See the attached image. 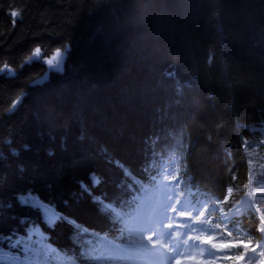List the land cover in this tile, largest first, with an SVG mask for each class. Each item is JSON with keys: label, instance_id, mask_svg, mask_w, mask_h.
Returning a JSON list of instances; mask_svg holds the SVG:
<instances>
[{"label": "trees", "instance_id": "obj_1", "mask_svg": "<svg viewBox=\"0 0 264 264\" xmlns=\"http://www.w3.org/2000/svg\"><path fill=\"white\" fill-rule=\"evenodd\" d=\"M64 46L62 71L26 63ZM5 64L0 264H98L100 241L142 245L129 220L169 167L214 218L252 168L264 182V0H0ZM233 222L243 239L213 226L261 239L252 210Z\"/></svg>", "mask_w": 264, "mask_h": 264}, {"label": "rangeland", "instance_id": "obj_2", "mask_svg": "<svg viewBox=\"0 0 264 264\" xmlns=\"http://www.w3.org/2000/svg\"><path fill=\"white\" fill-rule=\"evenodd\" d=\"M64 62L65 59L61 61V63L57 67L48 66L46 77L49 76L51 72H59L64 69ZM258 186V185H257ZM161 196H160V205L155 204L152 207V211H154L155 215L153 216L154 220L152 219V223H150L148 215L144 214L141 216L140 220H144V223L147 227L146 234L144 238L148 243V251L157 250L162 252L165 249L167 255L170 254V248L167 239L164 237L166 232L174 233V240L172 241L173 244H177L178 247H184L185 249H194L192 258L196 264H206L208 258H205L204 255H201L202 245L197 244V235L200 234L202 230L201 224L197 223L195 219H187L183 215L184 211V204L179 203L177 199L174 197V191L171 189L169 183H166V187H161ZM248 202V203H247ZM250 202L248 197L245 196L243 200L236 205V209L233 211L235 213H241ZM158 206V207H157ZM185 222V226L179 228L178 226L183 225L181 223ZM171 225V227H169ZM151 236L152 240L150 241L148 237ZM155 244L156 247L152 245ZM167 244V245H166ZM117 256L124 258H131L133 260L141 261L143 259V255L139 254L138 250L134 249H126V248H119L117 250Z\"/></svg>", "mask_w": 264, "mask_h": 264}, {"label": "snow or ice", "instance_id": "obj_3", "mask_svg": "<svg viewBox=\"0 0 264 264\" xmlns=\"http://www.w3.org/2000/svg\"><path fill=\"white\" fill-rule=\"evenodd\" d=\"M18 15L19 13L17 11L11 12L12 17H16ZM12 23L14 25L16 21L13 20ZM68 51H70V48L68 46H64L63 48L57 47L54 54L49 57L45 55V52L42 51L41 47H36L34 51H32L31 55L28 57V60L26 61V63H30L31 61L35 59V60H41L43 63H46L47 65L51 67H57L63 59H66ZM2 71H7L8 73H11L12 75L15 74V72L7 64L4 65L3 69H0V72ZM7 143L10 144L11 140L7 141ZM28 147H29L28 145H25L26 150H28ZM49 154L51 155V153ZM12 155H17L15 150H13ZM5 159L6 157L4 153L0 152V161H3ZM251 163L252 162L249 161V164ZM246 187L250 188V190L247 192V197H248V200L253 201L252 210L256 213V216L258 217V220H259L258 231L261 233H264V206H261L254 202L257 197H264V183H260V181L253 179L251 177V172H250L249 185H246ZM227 191L230 194L232 192V189L229 188ZM16 200L19 204L21 205L24 204V201L20 200L19 196H16ZM227 200H228V197H226V201ZM20 223H25V220L21 219ZM169 227H171V225H169ZM215 227L217 229L220 228L218 224ZM224 236L232 237L233 233L227 230L223 231L219 236L216 235L215 233H210L209 235L203 237V243L210 245L215 250L239 248V249H243L244 251L240 252L236 256L215 257L213 259L208 260L207 264H215L216 260H219V259L231 260L233 261V264H241V262L245 260L249 251L251 253H257V251L260 249L259 243H256L255 245H253V242L251 239L247 241L239 240V239H222L221 237H224ZM4 238L8 240L9 245L13 241H17L20 239L19 237H16L14 233ZM148 239L151 241L152 237L149 236ZM152 246L156 247L155 244H153ZM17 247H19V245H17ZM173 251L175 252V249ZM201 255H203L202 250H201ZM258 255L259 257H261V259L258 261V264H264V251H259ZM177 264H180V262L177 261Z\"/></svg>", "mask_w": 264, "mask_h": 264}, {"label": "bare ground", "instance_id": "obj_4", "mask_svg": "<svg viewBox=\"0 0 264 264\" xmlns=\"http://www.w3.org/2000/svg\"><path fill=\"white\" fill-rule=\"evenodd\" d=\"M48 66L49 65H47V68H48ZM162 252H164V251H162ZM162 252L161 253L155 252V253H153V255L152 254L151 255L153 258L162 257V256H164V253H162Z\"/></svg>", "mask_w": 264, "mask_h": 264}]
</instances>
